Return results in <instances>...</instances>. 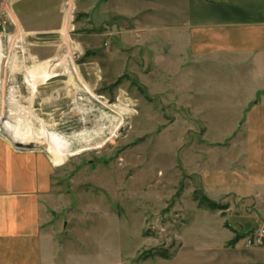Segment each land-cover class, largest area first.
<instances>
[{
	"label": "rangeland",
	"instance_id": "obj_1",
	"mask_svg": "<svg viewBox=\"0 0 264 264\" xmlns=\"http://www.w3.org/2000/svg\"><path fill=\"white\" fill-rule=\"evenodd\" d=\"M19 1L0 0V124L23 140L75 138L76 153L56 164L44 146L17 149L10 135L0 138L53 168L44 196L52 245L44 249L55 264H166L181 237H192L187 229L199 233L212 221L200 208L204 197L223 218L238 211L235 221H254L249 237L264 228L253 218L263 219L264 205L251 193L235 199L214 190L216 172L248 174L253 160L242 142L247 111L226 112L244 105L252 88L264 89L247 55L196 59L181 0H172V18L167 0H72L73 15L61 13L70 0H34L16 17ZM37 46L44 61L32 55ZM125 110L118 136L89 150Z\"/></svg>",
	"mask_w": 264,
	"mask_h": 264
},
{
	"label": "crops",
	"instance_id": "obj_2",
	"mask_svg": "<svg viewBox=\"0 0 264 264\" xmlns=\"http://www.w3.org/2000/svg\"><path fill=\"white\" fill-rule=\"evenodd\" d=\"M33 1H19L14 9L15 16L20 14L23 4L30 5ZM181 2L185 5L187 35L196 59L206 64L223 59L220 52L226 53L228 58H233L236 52L243 53L249 59L255 84L264 81V0ZM103 3L108 5V2ZM165 3L169 5L165 10H171L172 18L173 1L167 0ZM71 4L72 0L66 2V8L63 7L61 13L67 11L73 15ZM1 19L4 28L3 17ZM223 41H233L238 47L220 44ZM178 47L174 46L173 50L176 51ZM41 48L37 46L32 49V55L39 62L44 61V51H39L43 50ZM200 74L204 76L203 72ZM252 91L244 105L235 102L226 106V112L232 115L247 111L248 120L245 124L249 138L242 142L246 149H252L247 150V154L253 156V160L246 162L249 173L216 172L213 176L214 190L223 191L221 195L235 199L242 197L245 191L253 195H248V198L254 204L258 201L264 205V89L257 87L252 88ZM233 110L237 112L233 113ZM52 169L45 156L19 152L0 138V264H55L54 252L47 255L44 249L46 242L52 245L44 223V196L51 189ZM236 187L240 190H234ZM239 208L237 206L236 210L241 211L242 208ZM201 209L211 212L206 217H212V221L205 220L199 233H193L192 228L187 229L197 239L190 237L186 240L184 236L181 237V250L166 264H264V246L249 247L244 241L258 227L254 226V219L251 220L253 223L235 221L234 216L238 211L235 215L223 218L219 215L221 213L216 214L214 210ZM253 215L256 222L264 225V217L262 219L258 214ZM261 215L264 216V211Z\"/></svg>",
	"mask_w": 264,
	"mask_h": 264
},
{
	"label": "bare ground",
	"instance_id": "obj_3",
	"mask_svg": "<svg viewBox=\"0 0 264 264\" xmlns=\"http://www.w3.org/2000/svg\"><path fill=\"white\" fill-rule=\"evenodd\" d=\"M0 65H1V62H0ZM37 77H39V76H37ZM27 84L30 87H32L33 89L37 88V85L35 83H33L32 81H28ZM128 114H130V113H127L126 110L123 111V113L121 115H119L120 119L116 120V124H115V121H113L114 123L112 124L111 121L109 122L108 119L102 118V123H106V124L111 123V126L106 128L105 125H103L104 128H101L100 131L95 134L96 135L95 137L98 138V140L100 142H98L97 144L93 143L94 141H90L89 143L87 142L86 143L87 148H89V150L90 149H100L103 146L109 144V142H111L113 139H115L118 136L120 129L122 130V128H124L125 120H126V117ZM0 133H5L8 136L10 135V134H8L9 133L8 128H5L3 126V124H0ZM44 138L45 139H37V140H36V138H26L23 140V139L15 138L13 136L11 137V135H10L9 140L10 141L12 140L16 144H18V143L22 144L23 146L34 145V146H44V147L48 148V153L50 154L51 158H53L54 160L56 159L55 160L56 164L58 162L57 160H59V161H61L63 159L65 160L66 158H68L72 154L76 153V151H75V138H73L70 141L68 139H62L60 137H56V136H53L50 134L44 135Z\"/></svg>",
	"mask_w": 264,
	"mask_h": 264
},
{
	"label": "built area",
	"instance_id": "obj_4",
	"mask_svg": "<svg viewBox=\"0 0 264 264\" xmlns=\"http://www.w3.org/2000/svg\"><path fill=\"white\" fill-rule=\"evenodd\" d=\"M247 245L249 247H262L264 246V228L259 229L254 236L249 237Z\"/></svg>",
	"mask_w": 264,
	"mask_h": 264
},
{
	"label": "trees",
	"instance_id": "obj_5",
	"mask_svg": "<svg viewBox=\"0 0 264 264\" xmlns=\"http://www.w3.org/2000/svg\"><path fill=\"white\" fill-rule=\"evenodd\" d=\"M210 202L211 201L209 199L204 197L203 202H200L199 204H200L201 208H208L210 210H214L215 209L214 208L215 205L212 204V202L211 203ZM160 258H163L164 260H168L169 259L167 254H162V256H160Z\"/></svg>",
	"mask_w": 264,
	"mask_h": 264
},
{
	"label": "water",
	"instance_id": "obj_6",
	"mask_svg": "<svg viewBox=\"0 0 264 264\" xmlns=\"http://www.w3.org/2000/svg\"><path fill=\"white\" fill-rule=\"evenodd\" d=\"M13 146L16 147L17 149H31V148H34V147H31L30 145L29 146H23L22 144H19V143L18 144H13Z\"/></svg>",
	"mask_w": 264,
	"mask_h": 264
}]
</instances>
